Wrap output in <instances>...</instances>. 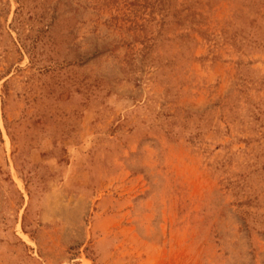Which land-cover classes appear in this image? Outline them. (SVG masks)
Here are the masks:
<instances>
[{
    "label": "rangeland",
    "instance_id": "374dc122",
    "mask_svg": "<svg viewBox=\"0 0 264 264\" xmlns=\"http://www.w3.org/2000/svg\"><path fill=\"white\" fill-rule=\"evenodd\" d=\"M0 264H264V0H0Z\"/></svg>",
    "mask_w": 264,
    "mask_h": 264
}]
</instances>
